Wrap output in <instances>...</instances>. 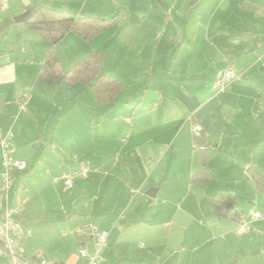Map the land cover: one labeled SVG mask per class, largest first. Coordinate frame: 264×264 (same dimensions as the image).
Returning <instances> with one entry per match:
<instances>
[{
    "label": "crops",
    "instance_id": "obj_1",
    "mask_svg": "<svg viewBox=\"0 0 264 264\" xmlns=\"http://www.w3.org/2000/svg\"><path fill=\"white\" fill-rule=\"evenodd\" d=\"M33 3L117 23L90 41L70 31L53 45L14 20ZM51 49L59 71L100 52L122 91L99 105L91 85L47 83L40 71ZM226 68L239 77L217 93ZM0 112L27 162L11 201L26 199L28 257L76 264L77 228L92 224L109 233L102 264H264V190L249 172L264 183V0H0ZM203 151L211 179L193 182ZM1 159L0 147V176ZM83 168L68 190L55 181ZM217 194L263 217L240 236Z\"/></svg>",
    "mask_w": 264,
    "mask_h": 264
},
{
    "label": "built area",
    "instance_id": "obj_2",
    "mask_svg": "<svg viewBox=\"0 0 264 264\" xmlns=\"http://www.w3.org/2000/svg\"><path fill=\"white\" fill-rule=\"evenodd\" d=\"M239 74L233 68H226L217 73L214 82V90L219 93L237 78ZM29 88L18 97L21 110H26V102L30 97ZM1 114V112H0ZM193 132L196 137L203 133L200 124H195ZM11 132L3 134L0 127V147L2 155L3 172L0 176V264H72L67 261H59L46 257L41 251L30 258L26 254L24 239L28 232L24 228L20 214L26 199H18L15 203L11 201V193L15 181V172L27 169V162L15 156L16 148L11 145ZM89 169L83 168L56 177L55 181L62 180L65 189L74 185L76 178L86 177ZM263 217L259 210L245 213L239 212L237 216L236 232L238 235L247 234L252 228V222ZM79 237L76 264H102L104 250L108 246L109 233L100 230L95 225H83L77 228Z\"/></svg>",
    "mask_w": 264,
    "mask_h": 264
},
{
    "label": "trees",
    "instance_id": "obj_3",
    "mask_svg": "<svg viewBox=\"0 0 264 264\" xmlns=\"http://www.w3.org/2000/svg\"><path fill=\"white\" fill-rule=\"evenodd\" d=\"M31 15L25 24L38 33L43 39L53 45L61 42L70 31L75 32L83 39L90 41L94 37L111 29L117 23L116 16H79L67 9H54L48 6L33 3L28 7ZM104 63L103 54L92 51L84 58L77 61L71 68L59 71L58 58L53 49L49 52L40 71V76L47 83L67 82L68 84L83 83L91 85L92 91L99 105L112 102L123 89V83L113 75H106L102 72ZM204 132L196 137L198 143ZM203 170L193 175V182L208 183L211 174L207 164L209 154L203 151ZM250 175L257 185L264 190V183L261 174L249 169ZM214 204L217 211L227 218H235L239 212L233 205V197L226 194L214 196ZM233 208L227 211L228 206Z\"/></svg>",
    "mask_w": 264,
    "mask_h": 264
},
{
    "label": "water",
    "instance_id": "obj_4",
    "mask_svg": "<svg viewBox=\"0 0 264 264\" xmlns=\"http://www.w3.org/2000/svg\"><path fill=\"white\" fill-rule=\"evenodd\" d=\"M30 11L27 10L24 14L20 15V16H17L14 18L15 22L17 23H20V22H27L28 19L30 18ZM149 194L152 195V196H156V188H152L150 191H149ZM233 208V205L230 204L227 208V211H230L231 209Z\"/></svg>",
    "mask_w": 264,
    "mask_h": 264
},
{
    "label": "rangeland",
    "instance_id": "obj_5",
    "mask_svg": "<svg viewBox=\"0 0 264 264\" xmlns=\"http://www.w3.org/2000/svg\"><path fill=\"white\" fill-rule=\"evenodd\" d=\"M12 194V193H11ZM103 256H104V253H103ZM115 264H119V262L117 261V262H115Z\"/></svg>",
    "mask_w": 264,
    "mask_h": 264
}]
</instances>
